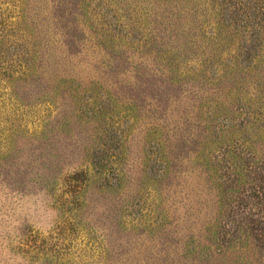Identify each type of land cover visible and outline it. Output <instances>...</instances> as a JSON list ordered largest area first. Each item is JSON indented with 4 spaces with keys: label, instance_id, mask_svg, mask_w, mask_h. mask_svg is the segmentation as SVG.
<instances>
[{
    "label": "rangeland",
    "instance_id": "1",
    "mask_svg": "<svg viewBox=\"0 0 264 264\" xmlns=\"http://www.w3.org/2000/svg\"><path fill=\"white\" fill-rule=\"evenodd\" d=\"M0 264H264V0H0Z\"/></svg>",
    "mask_w": 264,
    "mask_h": 264
}]
</instances>
